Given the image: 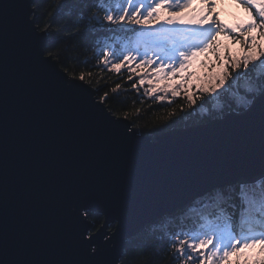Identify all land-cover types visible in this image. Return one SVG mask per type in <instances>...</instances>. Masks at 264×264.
Segmentation results:
<instances>
[{"label": "snow or ice", "instance_id": "6c2138e0", "mask_svg": "<svg viewBox=\"0 0 264 264\" xmlns=\"http://www.w3.org/2000/svg\"><path fill=\"white\" fill-rule=\"evenodd\" d=\"M201 2L207 11L188 20L162 19L160 13L187 8L192 0H117L111 9L89 5L92 14L86 19L101 31L136 34L128 46L96 55L97 63L114 73L131 65L127 80L135 75L139 87L155 84L146 94L159 102L169 93L180 96L183 88L188 105H195L193 73L187 71L192 61L211 51L219 62L216 40L222 33L233 40L236 33L244 37L245 54L231 59L225 54L220 72L203 78L202 87L196 85L201 93L216 96L232 90L226 103L235 114L163 147L152 141L171 125L140 131L134 122L113 119L115 110L106 106L124 104L121 85L110 89L112 95L103 87L89 90L92 73L76 75L68 61L75 59L77 66L90 61L67 56V49L55 50L54 44L45 46L50 30L38 35L20 0L0 3V264H123L124 253L113 254L108 244L126 222H136L140 232L173 215V208L161 207L138 219L165 193L223 165L240 167L229 169L232 179L185 187L181 204L174 206L200 197L216 209L208 213L214 219L197 221L187 231L181 227L157 241V251H148L151 257L170 253L169 264H228L239 249L257 244L264 252V47L256 43L264 40V0H237L249 22L231 28L216 19L213 4ZM252 29L260 30L258 38L250 35ZM60 65L67 69L63 74ZM169 79L181 83H166ZM138 84L131 87L138 90ZM257 160L260 167H250ZM101 216L100 233L85 239ZM111 221L121 227L102 245L99 237ZM145 264L155 262L149 258Z\"/></svg>", "mask_w": 264, "mask_h": 264}, {"label": "trees", "instance_id": "16d2710c", "mask_svg": "<svg viewBox=\"0 0 264 264\" xmlns=\"http://www.w3.org/2000/svg\"><path fill=\"white\" fill-rule=\"evenodd\" d=\"M93 3L99 8L111 9L116 6L117 0H34L32 9L35 15V25L39 31L43 32L42 30L45 28L50 30L47 36L49 40L47 46L54 44L55 50L67 49L65 53L67 56L75 57L81 61H90L87 66L84 64L77 66L75 59L69 60L68 69H74L76 75L83 71L86 76L90 71L92 78L89 85L93 89L103 87L109 95H112L111 88H114L117 83L121 85L120 92L122 95L119 99L124 101V104L106 106L115 110L113 116L126 118L130 122H134L133 127L140 131L171 125L165 129V132H168L173 129L205 125L230 112L226 101L231 98L229 93H233L232 90L224 95L216 96V101L212 100L213 97L209 93H194L197 100L196 104L191 106L188 105L182 91L178 97H172L169 93L163 102H159L154 97L146 94V90L150 87L146 88L144 85L139 87L138 76L133 75L131 80H127V77L131 75L128 71V67H132L131 65L122 68L120 73L109 72L107 67L99 65L95 58L96 55H99L103 50H116L117 47L128 46L129 41L134 39L136 34L119 30L116 32L107 31L106 29L101 31L99 25L93 24L90 19H86L92 14L89 5ZM96 15L101 18L103 12ZM85 24L87 25L86 30L84 28ZM78 29L81 31H78ZM147 30L148 28H138V31ZM234 35L236 39L238 37V39H241L237 34ZM45 54L47 55V52ZM59 67L64 72L67 71L62 65ZM136 71L140 72V70ZM232 75H235V73H232ZM258 77L259 75L253 74V78ZM133 83L138 84V90L131 87ZM157 94L164 95V93ZM124 113L128 115L124 117ZM173 121H176V123L173 124ZM260 187L261 185L258 182L256 185L257 191L260 190ZM235 189L236 202L239 203V185H235ZM205 204L206 202H201L198 198L183 210L171 216H165L147 226L140 234L127 241L122 257L123 264H145V261L149 258H152L155 264H169L170 253L161 252L158 257H151L148 249L157 251L160 247L157 241L171 232L179 231L181 227H184L187 231L197 221L207 223L213 220L214 216H210L208 213L210 211L216 212V209L212 206L206 207ZM101 222L100 218L95 224V229L100 227ZM237 229H239L238 224ZM137 245H146L147 248H138ZM141 251H145V255H140ZM254 262L257 261L243 262L242 264H254Z\"/></svg>", "mask_w": 264, "mask_h": 264}, {"label": "rangeland", "instance_id": "374dc122", "mask_svg": "<svg viewBox=\"0 0 264 264\" xmlns=\"http://www.w3.org/2000/svg\"><path fill=\"white\" fill-rule=\"evenodd\" d=\"M208 2L214 5L211 8V12L216 14V19L229 28L234 27L237 24H247L249 22L248 13L243 10L242 6L237 4V0H208ZM206 11L207 9L201 0H192V3L189 4L187 8H183L179 11H174L171 13L162 9L160 14L162 19L171 15L173 18L179 17L180 19L188 20L198 17ZM205 23H207V21ZM259 31V29H252L250 30V35L256 36L258 38ZM236 34L237 36H240L239 33ZM240 37L241 39H244L243 36ZM217 38L219 40V42H217L218 40L216 41L217 53L220 57L219 62H217L216 56H214L212 52L209 51L206 53H201L197 58H195V60L192 61L187 69L188 72L193 73V76L191 77V91L193 93L198 94V92H200L196 85L199 83L202 87L203 83L206 82L203 78L209 77L210 75H215L220 72L219 65L223 63V57L225 54H227L231 59L241 58L246 52V49H242L241 47V39H238L239 37L232 41L233 39L221 34ZM256 43H258L261 47H264V40H259L258 38ZM255 75H259V72L255 73ZM166 83L179 84L181 81L179 79L175 81L169 79L166 81ZM144 86L146 88H151L156 85H149L145 83ZM184 87H189V85L185 84ZM181 91L183 92V88ZM229 94L232 97L233 93L230 92ZM210 95L213 97L212 100L216 101V95ZM261 259L264 260V252L260 250V245L257 244L250 249H239L238 253H234L229 257L228 264H234V262H239V264H242L243 262L251 263L253 261H260ZM221 264H224V262H221Z\"/></svg>", "mask_w": 264, "mask_h": 264}, {"label": "water", "instance_id": "95a60500", "mask_svg": "<svg viewBox=\"0 0 264 264\" xmlns=\"http://www.w3.org/2000/svg\"><path fill=\"white\" fill-rule=\"evenodd\" d=\"M33 2H34V0H20V3L22 5V11L28 13V16L26 18L29 22H32L33 20L35 21V15H34V11L32 9ZM0 3H3V0H0ZM31 27L33 28V30H35V32L38 35L43 36L44 33L39 31V29L35 25V22L31 23ZM48 42H49V40L46 37L44 40L45 46H47ZM43 56L45 58H47V55L45 54V52L43 53ZM58 68H59V70H61V72L63 74L64 71L59 66H58ZM77 83H79V81H77ZM86 86L89 87V90L93 89L89 84ZM95 99H97V97H95ZM234 114H235L234 112H229V113L225 114L223 117L214 119L205 125H208V130H211V129L216 127V121H218L222 118H225V117H230L231 115H234ZM112 118L115 119L116 117L112 115ZM123 119L125 120V122H130L126 118H123ZM200 126H203V125L192 126V127H188V128H184V129L170 130L168 132H165V134L160 139H158V140L154 139L152 141V143L163 147V146H168L171 144L178 143V142L186 140V139L193 138V137L199 135V133L194 131V129H196ZM232 167L238 168V167H240V165H236V166L223 165V166L217 168L214 172L208 173L203 178H200V179L190 178L189 180H187L185 182L184 186L165 193L161 198H159L157 200V202L155 204H153L152 206L148 207L145 210L144 216H142L138 219L147 218L151 213L158 211L161 207L173 208L174 213L179 211V210L184 209L189 204H191L194 200L200 198V197H193V199L190 202L184 204L183 206L174 207V206L181 204V202L185 196V187H190L194 184H204L208 181L232 179L233 177L231 175V172L229 171V169ZM250 167H254V168L258 169L260 167L259 161L257 160L254 164L250 165ZM165 216H168V215H164V216L160 217L157 221L161 220ZM101 220H102V222H101L100 227L97 229H95V227L89 229V231L85 234V239H88L91 236H95V235H98L100 233L101 228L105 223V218L103 216H101ZM151 224L152 223L148 224L147 226H149ZM118 227H121V225L118 221H111V223L108 225V227L103 228L104 234L100 235L99 243L102 245L108 244V239L116 232V229ZM142 231H140V232L136 231V222H131V223L126 222L124 224V226L121 228L119 235L116 236L115 240H113V242L111 244H108L109 249L113 250V254L118 253V252H124V248L126 246L127 241L130 240L131 238H133L134 236L140 234ZM91 247H93V248L96 247V244H93ZM118 264H120V262H118Z\"/></svg>", "mask_w": 264, "mask_h": 264}, {"label": "bare ground", "instance_id": "6f19581e", "mask_svg": "<svg viewBox=\"0 0 264 264\" xmlns=\"http://www.w3.org/2000/svg\"><path fill=\"white\" fill-rule=\"evenodd\" d=\"M182 210H183V209H182ZM179 211H181V210H179ZM177 212H178V211H177ZM175 213H176V212H175ZM175 213H174V214H175ZM169 216H171V215H169Z\"/></svg>", "mask_w": 264, "mask_h": 264}]
</instances>
